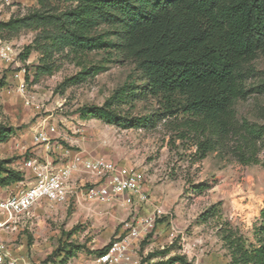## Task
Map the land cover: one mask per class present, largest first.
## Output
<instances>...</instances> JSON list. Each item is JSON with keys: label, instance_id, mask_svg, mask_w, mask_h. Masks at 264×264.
I'll return each instance as SVG.
<instances>
[{"label": "rangeland", "instance_id": "obj_1", "mask_svg": "<svg viewBox=\"0 0 264 264\" xmlns=\"http://www.w3.org/2000/svg\"><path fill=\"white\" fill-rule=\"evenodd\" d=\"M36 8L37 0L0 3V21ZM36 32L28 29L11 38L0 36V41L13 44L18 53L11 64L0 63V78L5 79L0 88V125L12 129L6 141L0 142V161L5 162L6 168L29 177L31 171L19 165L23 158L44 153L56 156L54 150L62 146L89 159L103 157L129 168L142 169L147 178L144 194L151 204L147 212L145 205L138 213L146 216L157 204L162 211L156 216L158 234L150 235L143 242L152 243L153 247H159L157 240L163 243L162 249L154 247L150 253L159 260L148 264L174 256L199 264H234L223 240L226 231L244 239L246 246L257 244L259 216L264 206L263 162L241 164L229 153L219 150L197 159L190 140L178 138L164 121L155 127L119 128L104 120L83 116L80 109L101 106L124 83L133 65L113 51H90L75 56L64 50L55 54L52 72L41 74L36 71L41 57L38 50L21 56ZM252 64L255 74L249 78V85L259 83L264 76V56L258 55ZM91 67H102V70L92 73ZM15 73L19 78L27 77L38 107L24 105L15 90ZM82 76L84 80L73 82ZM132 105L130 109L127 104L121 108L128 109L130 116L150 115L157 109L150 98L134 101ZM234 109L238 119L262 123L264 94L255 93L245 100H237ZM39 131L49 137L48 141L34 143L33 136ZM63 134L66 139L62 138ZM33 147L37 148L36 154L31 151ZM259 158L264 159V142ZM25 181L30 184L32 179ZM78 183L83 191L88 186L82 178ZM212 205L214 215L204 221L200 215ZM103 206L106 205L86 201L77 205L70 200L68 204L37 209L30 230L18 235L19 255L33 264H95V253L124 229L130 219L121 209L110 207L104 211ZM171 227L177 234L169 243L167 233ZM182 249L188 256L182 254Z\"/></svg>", "mask_w": 264, "mask_h": 264}, {"label": "trees", "instance_id": "obj_2", "mask_svg": "<svg viewBox=\"0 0 264 264\" xmlns=\"http://www.w3.org/2000/svg\"><path fill=\"white\" fill-rule=\"evenodd\" d=\"M37 4L22 16L0 21L1 37L37 31L21 53L22 57L31 50L41 53L36 71L51 73L55 54L64 50L75 56L113 51L133 65L101 106L80 109L83 116L119 128L155 127L164 121L178 138L190 140L197 159L219 150L241 164H264L259 158L264 110L262 123H256L238 119L234 109L237 100L264 94V76L259 83L248 84L255 74L252 62L264 56V0H37ZM91 69L93 73L102 67ZM4 80L0 78V88ZM82 80L83 76L73 82ZM149 98L157 104L150 115L130 116L121 108ZM11 132L0 125V142ZM19 180L22 174L0 161V187ZM214 207L200 217L204 221L212 217ZM259 217L256 245L246 246L231 231L223 234L234 264H264V206ZM178 260L185 258L174 256L156 264Z\"/></svg>", "mask_w": 264, "mask_h": 264}, {"label": "built area", "instance_id": "obj_3", "mask_svg": "<svg viewBox=\"0 0 264 264\" xmlns=\"http://www.w3.org/2000/svg\"><path fill=\"white\" fill-rule=\"evenodd\" d=\"M9 5L12 0H0ZM17 52L13 44L0 41V63L11 64ZM15 90L24 105L38 107L35 94L29 90V84L23 75L17 73ZM39 131L33 136L34 143L48 141ZM49 136V135H48ZM48 142L46 145L48 146ZM68 159L61 163H53L49 158H23L22 167L32 172V182L24 184L19 180L12 185L0 187V264H33L19 255L21 247L18 235L29 227L32 209L42 200L50 204L63 205L70 200L77 205L80 201L94 204L110 205L117 203L128 209L127 226L121 230L104 249L94 258L95 264H148L152 250H145L143 244L150 235L155 237L156 216L161 209L155 206L146 216L138 211L141 203H149L144 191L147 178L142 169L129 168L103 157L87 158L80 152L64 149ZM84 179L88 186L80 189L79 180ZM177 231L171 227L168 231L169 243L173 242ZM182 254L187 255L185 249ZM177 264H199L188 259Z\"/></svg>", "mask_w": 264, "mask_h": 264}, {"label": "crops", "instance_id": "obj_4", "mask_svg": "<svg viewBox=\"0 0 264 264\" xmlns=\"http://www.w3.org/2000/svg\"><path fill=\"white\" fill-rule=\"evenodd\" d=\"M62 138L63 139H66V135H62ZM32 145H34V143H32ZM36 150H37V148H34L33 147V149H31V151L33 152L34 151V153L36 152ZM54 151H56V156H52V155H49V154H43V155H39V156H36V157H39V159H44V158H49L53 163H57V164H61V163H63V162H65L67 159H68V157L67 156H65L64 155V149H62V146H58L57 147V149L56 150H54ZM36 154V153H35ZM34 154V155H35ZM19 165L21 166V168H23L22 167V162H20L19 163ZM24 169V168H23ZM25 170H29V169H25ZM31 171V170H30ZM22 174V173H21ZM24 177V178H23ZM32 179V172H31V174L29 175V177H27V175H22V179L24 180V184H26V185H28L27 184V182L25 181V180H27V179ZM18 182V181H17ZM15 183V182H14ZM13 184V183H12ZM12 184H10V185H12ZM4 187H6V186H4ZM82 201V200H81ZM80 201V202H81ZM83 202V201H82ZM86 203H88V202H86ZM68 204V203H67ZM80 204V203H79ZM90 204H94V203H90ZM150 202H149V205H148V203L146 204V203H141L140 204V207H143V206H145L146 205V208H145V210H146V212L150 209ZM98 205V204H97ZM106 206H103V207H106V209L104 210V211H108L109 210V208L110 207H115V208H117V209H121L124 213H126V214H128V209L126 208V207H124V206H121V205H119V204H117V203H114V204H110V205H107V204H105ZM53 206H57L56 204H50V203H48L46 200H42V201H40L38 204H36L35 205V207H33V209H32V217H35V211L37 210V209H46V208H50V207H53ZM156 206H158V204L156 205ZM148 207V208H147ZM32 224H31V222L29 223V227L31 226ZM27 228L28 230H30V228ZM27 229H25V230H27ZM24 230V231H25ZM121 232V231H120ZM119 232V233H120ZM156 232H157V234H158V227H157V229H156ZM168 234V233H167ZM156 236V235H155ZM167 240H169V239H167ZM158 242H159V247H155V248H163V245H161V244H163L162 243V241H159V240H157ZM105 247V246H104ZM153 245H152V243H148L146 246H145V250H153ZM103 248V247H102ZM101 248V249H102ZM20 250V249H19ZM99 252H101V251H98L97 253H99ZM97 253H95V255L97 254ZM149 254V260H159L158 259V257H156V258H154V257H151L150 256V253H148ZM177 263H179V261L178 262H174V263H172V264H177Z\"/></svg>", "mask_w": 264, "mask_h": 264}]
</instances>
